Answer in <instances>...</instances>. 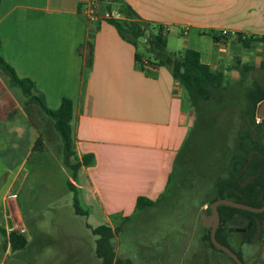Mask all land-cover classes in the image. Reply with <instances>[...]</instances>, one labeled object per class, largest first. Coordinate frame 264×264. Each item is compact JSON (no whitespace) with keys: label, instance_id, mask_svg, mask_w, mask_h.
I'll list each match as a JSON object with an SVG mask.
<instances>
[{"label":"crops","instance_id":"0c3cea01","mask_svg":"<svg viewBox=\"0 0 264 264\" xmlns=\"http://www.w3.org/2000/svg\"><path fill=\"white\" fill-rule=\"evenodd\" d=\"M83 1L1 0L0 51L19 77L34 82L50 109L71 100L76 154L94 161L69 181L79 205L101 207L107 216L105 207L159 199L196 115L170 70L138 69L135 48L107 21L87 23L80 13ZM124 1L142 19L165 28L169 52L194 50L212 72H236V61L255 67L264 61V0ZM218 33L225 43L213 40ZM236 34L259 40L243 48ZM2 104L0 264L9 255L8 233H26L19 197L39 137L20 101ZM45 150L43 140L39 153Z\"/></svg>","mask_w":264,"mask_h":264},{"label":"rangeland","instance_id":"374dc122","mask_svg":"<svg viewBox=\"0 0 264 264\" xmlns=\"http://www.w3.org/2000/svg\"><path fill=\"white\" fill-rule=\"evenodd\" d=\"M137 50L144 52L142 39ZM254 82L264 84V70L255 69L244 78L238 71L225 74L223 88L214 99L199 105L175 160L172 182L155 207L141 211L105 207L109 212L106 216L101 207L79 205L86 214H78L73 206L76 193L68 188L71 172L63 166L56 145L47 143L42 153L33 150L26 166L29 178L19 197L28 244L23 250L9 251L4 264H100L95 255L96 236L91 232L99 225L121 228L112 244L117 257L133 264H231L213 250L203 251L202 215L210 189L238 143V131L252 128L245 93ZM5 97L19 105V92L8 87L0 72V99L6 105ZM186 176L187 183L181 189ZM230 247L240 250L248 264H264V237L256 236L250 245L239 247L234 232Z\"/></svg>","mask_w":264,"mask_h":264},{"label":"trees","instance_id":"16d2710c","mask_svg":"<svg viewBox=\"0 0 264 264\" xmlns=\"http://www.w3.org/2000/svg\"><path fill=\"white\" fill-rule=\"evenodd\" d=\"M113 5L116 9L112 8ZM101 6L104 11H115L119 15L118 18H110L107 22L115 28L123 40L135 48L134 61L137 68L144 72H147L149 67L168 68L175 82L186 94L195 114L201 103L213 100L216 92L223 88L225 74L212 72L200 61L198 52L187 49L184 52L172 53L167 50L166 30L162 25L142 19L124 0H101ZM236 35L243 48H249L251 43L259 40L254 36L242 38L241 34ZM226 38L221 33L213 34V40L218 43H225ZM140 39H142L143 53L137 50ZM90 65L91 55L89 54L86 66ZM232 68L238 71L241 78H244L255 69L264 70V61L256 67L236 61ZM0 72L6 77L8 87L19 92L20 106L28 124L39 135L34 150L42 149L43 140L48 144L56 145L55 149L62 157L63 166L70 170L71 179L75 180L78 172L84 167L91 166L94 159L92 155L79 157L76 154L75 138L71 128L73 115L71 100L63 98L57 109H50L43 95L37 92L34 82L28 78L19 77L13 67L5 61L1 51ZM245 95L250 103L249 119L252 128L238 131V143L231 149L219 176L210 189L211 197L207 201L208 206L203 213L205 215L210 214V204L217 199H229L253 207H261L264 203V120L256 122L258 105L264 100V84L254 82ZM5 153H0L1 160ZM172 178L173 172L169 176L167 187L172 182ZM247 180L248 182H245ZM186 181L187 176L180 183L181 189L186 185ZM68 188L76 193L70 181H68ZM158 201L159 199L152 201L138 197L135 210L141 211L152 207ZM73 206L76 213L86 214L81 210L76 195H74ZM218 212L220 223L215 232L216 240L230 248L243 264H248L240 250L234 251L230 247L232 235L237 229L242 230L236 232L239 247L250 245L256 236L258 239L263 238L264 212L252 213L225 205L218 206ZM126 221H128L127 217L124 218V222ZM87 227L90 228L89 225ZM120 229V227L112 228L108 225L91 228L92 234L96 236L95 255L100 260V264H133L130 259L116 256L112 240ZM200 241L205 253L213 250L222 260L227 259L231 264H235L230 257L213 246L209 228H202ZM7 244L10 251L15 252L23 250L28 241L22 232L11 230L8 233Z\"/></svg>","mask_w":264,"mask_h":264},{"label":"water","instance_id":"95a60500","mask_svg":"<svg viewBox=\"0 0 264 264\" xmlns=\"http://www.w3.org/2000/svg\"><path fill=\"white\" fill-rule=\"evenodd\" d=\"M257 114L261 120H264V100L259 103L257 108ZM220 205H225L228 207L245 210L252 213H262L264 212V203L261 207H253L229 199H217L210 204V214L202 215V224L204 227L210 229V240L213 246L225 253L228 257H230L235 262V264H243L239 257L230 248L225 245H222L215 238V232L220 223V216L218 212V206Z\"/></svg>","mask_w":264,"mask_h":264},{"label":"built area","instance_id":"2783aa9c","mask_svg":"<svg viewBox=\"0 0 264 264\" xmlns=\"http://www.w3.org/2000/svg\"><path fill=\"white\" fill-rule=\"evenodd\" d=\"M101 0H84L80 5V13L87 23L98 24L107 21L110 18H118L119 15L115 11H101ZM223 31V34H226Z\"/></svg>","mask_w":264,"mask_h":264},{"label":"flooded vegetation","instance_id":"af4514ba","mask_svg":"<svg viewBox=\"0 0 264 264\" xmlns=\"http://www.w3.org/2000/svg\"><path fill=\"white\" fill-rule=\"evenodd\" d=\"M258 120H259V122L261 121V119L259 118V116H258ZM204 227V226H203ZM240 231H242L241 229H237L236 230V232H240ZM241 260V259H240ZM243 263V262H242Z\"/></svg>","mask_w":264,"mask_h":264}]
</instances>
